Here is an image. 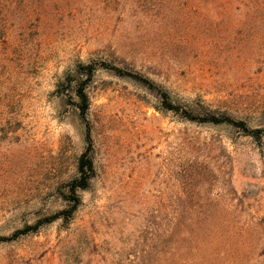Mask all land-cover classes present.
<instances>
[{"label":"rangeland","instance_id":"374dc122","mask_svg":"<svg viewBox=\"0 0 264 264\" xmlns=\"http://www.w3.org/2000/svg\"><path fill=\"white\" fill-rule=\"evenodd\" d=\"M18 9L0 43V238L72 209L88 129L95 173L72 214L1 242L0 264H264V0ZM159 90L261 133L189 121Z\"/></svg>","mask_w":264,"mask_h":264},{"label":"trees","instance_id":"16d2710c","mask_svg":"<svg viewBox=\"0 0 264 264\" xmlns=\"http://www.w3.org/2000/svg\"><path fill=\"white\" fill-rule=\"evenodd\" d=\"M225 3H229L230 5L235 3H239V0H224ZM30 2V0H0V43L4 44V47H8V41H7V36L9 35L10 32V20L13 19V17L18 14V8L23 5H27ZM103 66H106V68L115 70L118 74H126L122 70L118 69L117 67L104 63ZM86 71L85 73L91 78L93 76L95 67L94 65L90 64L84 68ZM129 76H135V78H138L140 80H143L144 83H146L150 88L155 89V86L153 83H151L147 79H143L139 75H130ZM161 92L162 96V104L166 110L174 111L176 113H180L182 116H184L187 120L197 122L200 124H213V125H230V126H240L243 130L248 132L249 135L255 136L261 133L259 130H250L245 123H237L234 121L231 117L229 116H223V115H215L211 113H207L204 116H195L188 110L184 109L181 106L174 105L171 101V98L168 93ZM78 97L80 99V110L81 114L83 116L86 115L88 109H89V98L88 95L85 92V87L82 85L78 91ZM87 141L89 143V148L88 150L82 154L80 157L79 163H78V174L79 177L73 181L71 185V193L73 194V201H74V206L70 211H66L63 213L56 214L52 217L45 218L43 221H41L38 225L34 227H29L25 230L22 231H17L12 238H7L3 237L0 238V243L4 241H11L13 238H18L20 235L27 234L28 232H31L32 230H35L38 228L40 225H43L45 223H51L56 221L57 219H60L64 215H69L72 214L77 207L80 204V199L76 197V193L78 190H86L89 185L91 180L94 177L95 173V166L93 159L91 157V136H90V131L88 129L87 132Z\"/></svg>","mask_w":264,"mask_h":264}]
</instances>
